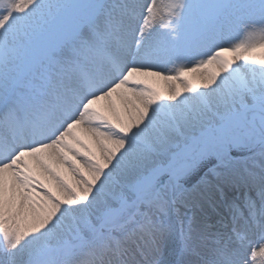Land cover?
<instances>
[{"label": "snow or ice", "instance_id": "1", "mask_svg": "<svg viewBox=\"0 0 264 264\" xmlns=\"http://www.w3.org/2000/svg\"><path fill=\"white\" fill-rule=\"evenodd\" d=\"M0 264H264V0H0Z\"/></svg>", "mask_w": 264, "mask_h": 264}, {"label": "bare ground", "instance_id": "2", "mask_svg": "<svg viewBox=\"0 0 264 264\" xmlns=\"http://www.w3.org/2000/svg\"><path fill=\"white\" fill-rule=\"evenodd\" d=\"M160 87H161V89L163 90V87H164L163 84H161Z\"/></svg>", "mask_w": 264, "mask_h": 264}]
</instances>
